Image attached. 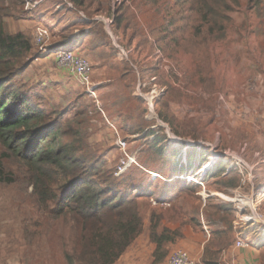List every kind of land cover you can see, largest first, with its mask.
I'll list each match as a JSON object with an SVG mask.
<instances>
[{
  "label": "rangeland",
  "instance_id": "rangeland-1",
  "mask_svg": "<svg viewBox=\"0 0 264 264\" xmlns=\"http://www.w3.org/2000/svg\"><path fill=\"white\" fill-rule=\"evenodd\" d=\"M23 1L24 4L19 7L20 16L15 19L6 18L5 22L11 33L22 30L30 35L36 57V53L40 51L34 46L37 28L47 27L50 38L46 46H57V36L65 25L61 24L62 21L68 18L73 20L76 15H72L75 12L69 0ZM114 1L123 0H88L87 5L91 3L90 14H94L99 6L103 12H108L112 10V5L114 7ZM142 2L144 13L135 18L136 26L129 30L125 42L120 40L121 35H115L113 30L106 29L114 45L125 44V49H130L128 53L132 58H129L125 50L127 56L121 51L123 56L120 55L119 60L125 58L131 65L136 76L134 83L138 84L137 89L140 86L142 90V85L147 86L146 92L137 90L135 95L148 98L153 104L157 102V105L154 104L155 112L146 116L151 128L139 136V141L149 130L162 129L168 139L163 144L166 152H179V156L173 160L176 163L179 159L183 163L187 152H193V170L196 173H190L186 177L169 171L163 174L158 169L162 167L163 160L158 159L152 166V173L148 172L147 176L143 177L147 171L142 168L138 156L144 146L133 140L134 137L129 138L124 124L119 122L118 116L111 117L108 110L111 108L107 103L112 101V98L106 99L108 92L124 87L115 81L102 83L98 87L96 98L85 95L89 103L87 105H90L89 143L99 155L105 157L107 164L115 172V178L125 176L136 167L138 171L134 173V177H143L144 182L140 183L144 186L153 183L154 189L161 190L163 185L169 182V187L175 189L169 193L172 198H177V194L181 192V184L177 183V180L201 185L202 190L195 198H181L177 204L186 212L195 206L204 209L207 205H219L225 208L220 213L219 220L215 222L216 227L207 222L208 225L204 223V232L188 229L205 236L208 241L213 230H222L227 228V223L231 224L234 234L228 235V241L232 243V247L229 249L230 253L227 251L221 255V264H235L238 258L242 257L238 254L241 252L247 253L252 264H264V235L260 237L256 229L261 223L244 226L241 222L242 218L250 214L253 219L264 222V0L256 6L248 0L231 3L233 8L228 12L230 25L224 40L196 44L192 37L190 40H184L177 38L176 33L161 32L160 37L164 38L160 45L155 44V40H150L146 34L158 29V21L168 15L170 3L173 4L174 1L169 3V0H131L134 7L140 6ZM189 6L190 3L183 0L180 11L185 13ZM68 8L71 9L70 12ZM80 11L88 15L85 9ZM186 15L192 17L191 14ZM106 21L109 22L108 19ZM136 31L138 34L133 41L135 46L128 48ZM143 44L146 46L142 47ZM137 45L140 46L135 50ZM71 47V44H66L63 48ZM89 59L94 66V83L105 81L107 77L103 67L96 65L97 61L94 63ZM113 71H109V74L112 75ZM20 79L32 87L33 93L39 94L43 89L40 87H46L52 103L62 108L70 109L74 105V96L84 91L77 80L67 72L59 70L52 59H33ZM204 79L211 81L209 85L213 89L212 94L203 90ZM57 84L62 86L58 89ZM102 97H106L105 101ZM149 101L146 100L148 104ZM68 112L67 116L73 117L74 114ZM158 120L164 126H159ZM111 125L116 126L119 136L127 142L126 151L118 147L119 137ZM1 156L7 159L10 157L0 144ZM127 156L133 159L132 163L126 171L117 176L122 163L127 161ZM148 159V156L143 158L147 162ZM220 159L225 160L226 174H230L229 177L233 180L240 179L238 188L227 187L228 189L221 192L217 189H223L224 186L216 185L212 178L203 183L206 173L211 171ZM7 165L8 170L17 176L14 183H0V264H66L60 240L65 239L67 243L69 225L63 220H48L47 209L41 210L38 207L32 187L18 173L20 165L17 159H10ZM170 178L173 180H169ZM242 201L245 206L253 205L255 210H237L239 213L230 210L232 208L235 211ZM169 207L170 205L164 204L160 209L166 212ZM241 231H246L248 236H252L247 238V241H250L248 247L253 248L252 250L237 248V232ZM203 241L202 239V243ZM224 242L227 243V240L224 239ZM193 243V248L190 243L187 245L194 255L190 250L185 251L192 256L196 264H203L202 257L197 256L202 243L198 240ZM177 249L182 248H172L170 254ZM153 252L149 232L146 230L117 264H152ZM163 264H169L168 258Z\"/></svg>",
  "mask_w": 264,
  "mask_h": 264
},
{
  "label": "trees",
  "instance_id": "trees-1",
  "mask_svg": "<svg viewBox=\"0 0 264 264\" xmlns=\"http://www.w3.org/2000/svg\"><path fill=\"white\" fill-rule=\"evenodd\" d=\"M87 1L69 0L72 9L74 7L75 13L72 15L76 17L73 20L66 19L70 22L59 34L61 43L53 46V49H64L66 44H72L78 53L101 61L108 82L124 85L122 89L115 88L108 92V98L102 97V100L112 98L107 103L111 108L108 109L111 117L118 116L129 138L134 137L133 140L144 146L138 156L139 163L147 171L143 177L148 172L152 173V166L158 159L163 160L162 167L158 168L163 174L166 171L179 173L182 177L195 174L193 152H187L183 163L180 159L178 163L174 162L179 152H166L163 144L168 139L162 129L149 130L139 141V136L151 128V124L146 121L150 107L144 98L135 94L137 90L146 92L147 86L142 85V90L140 86L137 89L131 65L125 58L119 60L121 50L128 53L130 49H125V44L117 48L106 33L105 23L95 20L98 17L108 19L110 29L115 35H121L120 40L125 42L129 30L136 26L135 18L144 13L143 2L134 7L131 0L114 1L111 11L103 12L99 6L94 14H90L91 3L87 5ZM173 1L171 4L169 0V13L158 21V29L146 34L150 40H155V44L162 43L164 37H160L161 32L176 33L177 38L184 40L192 37L196 44L224 40L230 25L228 12L238 2L186 0L190 6L183 13L180 11L183 0ZM261 1L248 0L255 6ZM23 4V0H0V144L10 156L8 159L0 157V183L11 184L16 181L17 175L8 170L7 163L10 159H17L20 165L18 173L32 187L38 207L47 209L48 220H63L69 225L67 243L65 239L60 240L66 264H117L146 230L150 243L154 245L152 264L165 263L171 255L172 246L185 238L186 229L204 232V223L215 226L225 207L207 205L202 209L195 206L186 212L177 204L179 200L195 198L202 190L201 185L187 180L176 181L181 184V192L177 198H172L169 193L175 189L169 187V182L161 190L154 189L153 183L144 186L140 183L143 177H134L138 171L136 167L129 169L125 176L115 178V172L105 157L99 155L89 143L90 105H87L85 89L82 88L84 91L74 96V105L69 109L53 104L46 87H40L43 89L37 94L21 81L20 76L35 56L32 38L22 30L11 33L5 19L20 16L19 7ZM83 9L88 15L80 11ZM70 10L68 8V12ZM186 14L192 17H186ZM77 31L79 36L72 39ZM137 34L138 31L133 33L128 48L135 46L133 41ZM139 46L134 49L138 50ZM129 58H132L131 54ZM109 71H113V74H109ZM210 82L204 79L203 90L212 94ZM61 86L57 84L58 89ZM154 104L157 105V102ZM68 111L74 114L73 117L67 116ZM146 156L148 162L143 160ZM229 175L226 174L225 160L220 159L206 173L203 183L212 178L216 185L224 186L223 189H217L221 192L238 188L240 179L233 180ZM164 204L170 205L166 212L160 209ZM230 210L239 213L237 209ZM171 224H178L179 227L172 229ZM225 226L227 228L222 230H213L210 239L204 244L203 264H221V255L232 247L228 235H233L234 229L231 224ZM256 229L262 237L263 226L259 224ZM237 233L241 234L242 231Z\"/></svg>",
  "mask_w": 264,
  "mask_h": 264
},
{
  "label": "built area",
  "instance_id": "built-area-1",
  "mask_svg": "<svg viewBox=\"0 0 264 264\" xmlns=\"http://www.w3.org/2000/svg\"><path fill=\"white\" fill-rule=\"evenodd\" d=\"M31 5V4H30ZM37 7V6H36ZM35 7V8H36ZM98 19V18H97ZM104 22L110 24L105 19ZM50 35L47 27H39L36 30L34 37V46L39 48V53H36V57L34 59L41 60L52 59L56 64V67L61 70L67 72L71 77H73L77 82L85 89L86 94H88L92 98H96L98 94L99 85L95 84L93 81L94 75V66L91 60L83 54L77 52L75 48L68 49H53V45L46 46L47 41L49 40ZM124 55L127 54L121 50ZM35 53V51H34ZM150 107V105H149ZM112 128L118 135L117 145L122 151H126L127 142L123 140L119 136V132L116 129L115 125H111ZM132 160L129 156H127V161L122 163V166L119 168V173L117 176L121 175L124 171L128 169ZM155 205V203H154ZM250 208L251 211L255 210L253 207H246L244 209H239L237 205V210L239 212H243L245 209ZM255 216V215H254ZM253 215H246L242 218L241 222L244 226H255L256 223H261L264 231V222L260 221V219L256 220L252 218ZM248 235L247 232H242L238 234L236 246L239 249L249 248V241H247ZM169 264H196L195 260L192 256L185 250L177 249L173 251L168 259ZM128 264V263H125Z\"/></svg>",
  "mask_w": 264,
  "mask_h": 264
},
{
  "label": "crops",
  "instance_id": "crops-1",
  "mask_svg": "<svg viewBox=\"0 0 264 264\" xmlns=\"http://www.w3.org/2000/svg\"><path fill=\"white\" fill-rule=\"evenodd\" d=\"M97 19V18H96ZM95 19V20H96ZM99 21V20H98ZM70 21L69 20H66V21H62V23L61 24H65L64 25V27L65 26H67V24L69 23ZM106 25V24H105ZM63 27V28H64ZM87 31V30H86ZM61 32V31H60ZM60 32H59V34H60ZM88 32V31H87ZM79 36V32H75V35L72 37V39H74L75 37H78ZM61 43V40H60V37H59V35L57 36V42H56V45H59ZM68 44H70V43H68ZM54 46V45H53ZM71 48H74L73 47V45L71 44ZM124 51V50H123ZM125 52V51H124ZM121 56H123V54H121ZM89 58H91L92 60H93V62L95 63V61H94V59L91 57V56H89ZM121 60H123V58L121 59ZM96 65H102V63H101V61H98L97 60V62H96ZM105 81H102L101 83H96L97 85H99V86H101V84L102 83H105V82H108L109 80H107V78H105L104 79ZM99 91V90H98ZM171 227H172V229H177L178 227H179V225L178 224H171ZM184 234H185V238L184 239H182V240H180L177 244H175L174 246H172V248H175V247H180V248H182V250H190L188 247V243H190V245L192 246V248H193V242H194V240H198V242H201L202 243V239L204 240L203 241V243H202V245H201V247L199 248L200 250H199V252H198V255L197 256H199L200 258L202 257V255H203V250H204V244L206 243V238H204L205 236H203V235H201V234H195V233H193V231H192V229H186L185 231H184ZM200 237L202 238V239H200ZM210 237H211V234H210ZM263 237V236H262ZM151 247H152V249H154V245H152L151 244ZM251 247H249L248 249H250ZM253 248H251V250H252ZM255 250V249H254ZM192 250H190V252H191ZM228 251V253H230V251L229 250H227ZM226 251V252H227ZM245 251H247V250H245ZM249 251V250H248ZM249 253H251V251H249ZM130 254V253H129ZM191 254H193L192 252H191ZM239 255L241 254V258L239 257L238 258V260L235 262V264H252L251 262H250V260H248V256L246 255L247 253L246 252H241V253H238ZM194 255V254H193ZM229 255V254H228ZM230 259V258H229Z\"/></svg>",
  "mask_w": 264,
  "mask_h": 264
},
{
  "label": "water",
  "instance_id": "water-1",
  "mask_svg": "<svg viewBox=\"0 0 264 264\" xmlns=\"http://www.w3.org/2000/svg\"><path fill=\"white\" fill-rule=\"evenodd\" d=\"M96 20H97V21H98V20L100 21L101 19L98 18V19H96ZM101 21L104 22L103 19H102ZM104 23L106 24V29L109 30V29H110L109 24H107L106 22H104ZM115 46H116L117 48H120V46H118V45H115ZM145 99H146L147 101H149L148 98H145ZM149 105H150V113H152L153 111L155 112V108H154V104H153V102L149 101ZM158 124H159V126H161V127L164 126V125L161 124V122H159V120H158ZM166 128H167L168 133L170 134V130L168 129V127H166Z\"/></svg>",
  "mask_w": 264,
  "mask_h": 264
},
{
  "label": "bare ground",
  "instance_id": "bare-ground-1",
  "mask_svg": "<svg viewBox=\"0 0 264 264\" xmlns=\"http://www.w3.org/2000/svg\"><path fill=\"white\" fill-rule=\"evenodd\" d=\"M238 201H241V200H238ZM237 201V202H238ZM247 203V202H246ZM242 204V205H241ZM241 204H238V208L239 209H244V208H246V207H248V206H245V204H244V202L242 201V203ZM245 206V207H244ZM263 235H264V232H263Z\"/></svg>",
  "mask_w": 264,
  "mask_h": 264
}]
</instances>
